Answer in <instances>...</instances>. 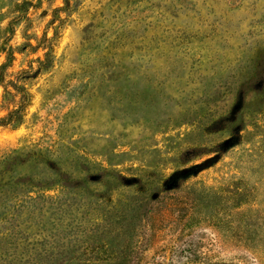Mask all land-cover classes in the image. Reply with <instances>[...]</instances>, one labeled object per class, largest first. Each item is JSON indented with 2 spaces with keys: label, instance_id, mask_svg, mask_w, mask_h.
Returning a JSON list of instances; mask_svg holds the SVG:
<instances>
[{
  "label": "rangeland",
  "instance_id": "1",
  "mask_svg": "<svg viewBox=\"0 0 264 264\" xmlns=\"http://www.w3.org/2000/svg\"><path fill=\"white\" fill-rule=\"evenodd\" d=\"M0 264H264V0H0Z\"/></svg>",
  "mask_w": 264,
  "mask_h": 264
}]
</instances>
